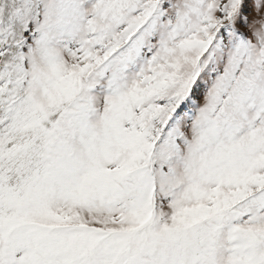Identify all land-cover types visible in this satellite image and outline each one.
I'll return each instance as SVG.
<instances>
[{
	"label": "snow or ice",
	"instance_id": "obj_1",
	"mask_svg": "<svg viewBox=\"0 0 264 264\" xmlns=\"http://www.w3.org/2000/svg\"><path fill=\"white\" fill-rule=\"evenodd\" d=\"M0 264H264V0H0Z\"/></svg>",
	"mask_w": 264,
	"mask_h": 264
}]
</instances>
